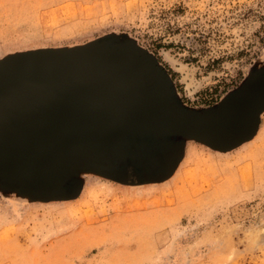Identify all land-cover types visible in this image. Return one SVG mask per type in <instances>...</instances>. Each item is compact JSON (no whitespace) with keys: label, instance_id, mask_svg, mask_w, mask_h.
<instances>
[{"label":"rangeland","instance_id":"rangeland-1","mask_svg":"<svg viewBox=\"0 0 264 264\" xmlns=\"http://www.w3.org/2000/svg\"><path fill=\"white\" fill-rule=\"evenodd\" d=\"M0 264H264V0H0Z\"/></svg>","mask_w":264,"mask_h":264},{"label":"water","instance_id":"water-1","mask_svg":"<svg viewBox=\"0 0 264 264\" xmlns=\"http://www.w3.org/2000/svg\"><path fill=\"white\" fill-rule=\"evenodd\" d=\"M60 89L62 90V88H59L58 86H57V88L56 89H54L55 90V92L53 91V92H51V94H50V97H49V99H50V103H49V107H48V111L49 112H51L52 111V113H59V111H61L62 110V107H64L65 106V104H70V102H72L73 104L74 103H78L79 102V99L81 98V97H83V91H81V92H78V93H74L73 95H72V99H71V101H66V103H64V101H61L60 100V98L62 97V94H60ZM47 90V87H43V88H41V89H39L38 91H36V92H45ZM85 92H86V90H85ZM39 96V95H38ZM48 103V102H47ZM63 105V106H62ZM62 106V107H61ZM74 120V119H73Z\"/></svg>","mask_w":264,"mask_h":264},{"label":"bare ground","instance_id":"bare-ground-1","mask_svg":"<svg viewBox=\"0 0 264 264\" xmlns=\"http://www.w3.org/2000/svg\"><path fill=\"white\" fill-rule=\"evenodd\" d=\"M37 15V14H36Z\"/></svg>","mask_w":264,"mask_h":264}]
</instances>
